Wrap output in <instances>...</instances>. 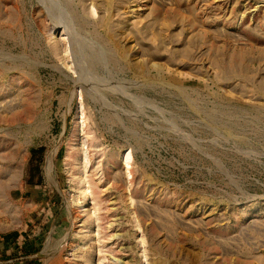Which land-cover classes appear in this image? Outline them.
Returning <instances> with one entry per match:
<instances>
[{
  "label": "rangeland",
  "instance_id": "rangeland-1",
  "mask_svg": "<svg viewBox=\"0 0 264 264\" xmlns=\"http://www.w3.org/2000/svg\"><path fill=\"white\" fill-rule=\"evenodd\" d=\"M0 264H264V0H0Z\"/></svg>",
  "mask_w": 264,
  "mask_h": 264
}]
</instances>
